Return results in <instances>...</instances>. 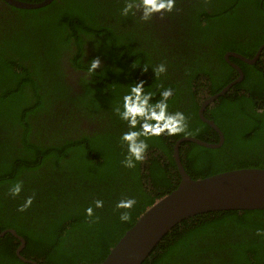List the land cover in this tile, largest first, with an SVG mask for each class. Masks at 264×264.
<instances>
[{
    "label": "trees",
    "instance_id": "trees-1",
    "mask_svg": "<svg viewBox=\"0 0 264 264\" xmlns=\"http://www.w3.org/2000/svg\"><path fill=\"white\" fill-rule=\"evenodd\" d=\"M165 14L171 21L159 22L134 0H53L37 9L0 0V233L12 228L23 236L26 258L102 262L140 215L179 185L176 142L220 141L199 110L236 78L224 55L252 58L261 46L264 0H175ZM93 60L99 64L89 72ZM67 68L80 73L76 83L65 78ZM245 70L244 80L205 109L224 143L180 146L193 178L264 168V73ZM140 81L155 93L153 102L172 88L169 111L184 112L188 127L149 137L144 159L128 168L122 96ZM17 181L22 190L12 196ZM28 196L31 205L19 211ZM130 197L132 208L116 207ZM89 206L92 216L85 213ZM125 211L130 219L121 221ZM20 244L10 232L0 237V264H31L17 255ZM143 264H264V210L187 218Z\"/></svg>",
    "mask_w": 264,
    "mask_h": 264
},
{
    "label": "water",
    "instance_id": "water-1",
    "mask_svg": "<svg viewBox=\"0 0 264 264\" xmlns=\"http://www.w3.org/2000/svg\"><path fill=\"white\" fill-rule=\"evenodd\" d=\"M52 1L31 3L7 0L8 3L22 9L41 8ZM263 47L253 58L233 51L229 52L228 57L234 56L250 64L256 63ZM235 83V81L230 82L220 92L209 97L199 110L201 119L219 132L220 141L212 143L194 136L179 139L174 146V157L181 175L179 185L149 206L111 248L107 257L96 264H143L154 248L177 224L199 214L223 210H264V168H239L207 177L193 178L181 160L180 146L184 141H192L212 148L220 147L224 143L223 131L214 120L205 115V109L208 103L216 100L220 95H225ZM8 232L21 241L16 251L20 259L27 263L39 264L21 254L26 240L15 229L4 230L0 233V237Z\"/></svg>",
    "mask_w": 264,
    "mask_h": 264
},
{
    "label": "clouds",
    "instance_id": "clouds-1",
    "mask_svg": "<svg viewBox=\"0 0 264 264\" xmlns=\"http://www.w3.org/2000/svg\"><path fill=\"white\" fill-rule=\"evenodd\" d=\"M7 1V0H6ZM143 8L144 14L147 16L161 9L172 11L175 0H134ZM132 5L129 4L128 8ZM125 9V11L128 10ZM253 58V57H252ZM241 60V59H240ZM99 64L98 60H93L89 65V72L94 70ZM161 67L160 71H163ZM155 95L152 91H146L143 81L129 85V90L122 96L123 112L122 116L128 121L130 130L123 134L122 139L127 142V157L122 161L128 168L135 167L134 161H142L144 154L148 148L146 142L149 137H159L162 134L174 136L184 133L188 127L187 117L182 111H169V98L173 96L172 88H164L160 91V99L153 102ZM143 137V139L141 138ZM22 190V182L17 181L9 188L12 196H17ZM32 203V197L25 198L23 204L19 206V211H24ZM97 208L103 206V201L96 200ZM135 198L121 199L117 201V208L130 209L135 205ZM88 216H92L93 209L91 206L85 209ZM130 219L128 212L120 214L121 221ZM260 231V230H258Z\"/></svg>",
    "mask_w": 264,
    "mask_h": 264
},
{
    "label": "flooded vegetation",
    "instance_id": "flooded-vegetation-1",
    "mask_svg": "<svg viewBox=\"0 0 264 264\" xmlns=\"http://www.w3.org/2000/svg\"><path fill=\"white\" fill-rule=\"evenodd\" d=\"M261 5L263 6V3H261ZM165 12H166L165 10L161 9L159 11H155V12L151 13V15L156 16L157 17V20L159 22H162L163 17H164V21L165 22H170L171 21V18L169 16H167L165 14ZM154 14H156V15H154ZM263 34H264V31H263ZM262 46H264V40H263L261 46L259 47L258 51L256 52V54L253 57H255L257 55V53L259 52V50H260V48ZM228 54H229V52H227L224 55V57L226 58L227 62L230 64V66H232L236 70V76H235L236 78L233 80V81L236 82L235 84H237L238 82H241L242 80L245 79V76H246V74H245V72H246L245 68L247 69V71L252 72L254 70V67H255L256 68V71L255 72H257L259 70V71H261V72L264 73V47H263V49H262V51L260 53V56L256 59V63L250 64V63L245 62V63H247L245 65V68L238 61L232 60L230 58V56L228 57ZM78 74H80V73L78 72V73H73L72 74L71 68H67L66 69L65 78L67 77L68 79L71 80V82H73L74 81V78H75V83H76L77 78L79 77ZM83 74H85V72ZM86 74H87V72H86ZM85 124L88 127L90 126L87 121H85Z\"/></svg>",
    "mask_w": 264,
    "mask_h": 264
}]
</instances>
